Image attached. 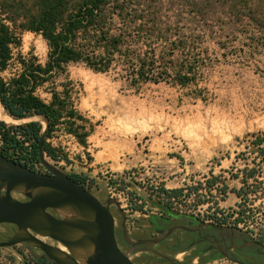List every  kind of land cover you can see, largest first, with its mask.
<instances>
[{
  "label": "rangeland",
  "instance_id": "1",
  "mask_svg": "<svg viewBox=\"0 0 264 264\" xmlns=\"http://www.w3.org/2000/svg\"><path fill=\"white\" fill-rule=\"evenodd\" d=\"M119 1L158 9L162 22L179 26L184 35L181 38L187 42L193 43L190 38L198 35L194 43L202 63L194 80L184 86L172 80L132 85L117 63L100 73L82 62H71L56 79L57 88L61 89L60 82L73 84L74 104L89 130L86 145L62 129L46 138L48 126L46 129L40 116L15 119L0 106V120L14 126L40 121L41 135L45 132L44 139L56 155L51 159L43 152L44 160L64 173L85 176L84 187L100 201L116 199L126 214L127 234L133 241L158 237L154 229L171 224L193 226L200 222L207 226L212 215L227 217L231 223L235 214H230L238 210L240 199L229 190L242 186L240 175H233L246 166L261 164L258 149L250 142L258 134L264 135V38L248 18V7L262 8L264 0ZM0 3L10 10L12 27L20 38L19 46L13 47L14 58L34 54L43 64L47 55L44 39L21 25L24 13L35 8L36 0ZM146 19L151 20V16ZM174 37L170 35V40ZM169 50L168 41L155 45L156 55L166 60L171 58ZM177 56L179 52L174 53ZM15 69L12 64L3 76L8 78ZM38 92L48 99L44 91ZM34 171L47 173L42 163H36ZM211 176L220 177L207 192L205 182ZM257 178L260 184L250 180L249 184L256 185H247L250 189L259 187L257 197L247 196L244 222L235 228L248 239L252 235L257 238L264 228L263 165ZM224 183L228 192L222 195L219 190ZM161 187L183 188L186 196L166 201ZM12 196L26 199L18 192ZM110 211L115 218L117 244L135 264H232L215 252H200L205 244L192 249L188 245L192 238L183 231L156 244H128L116 206L111 205ZM15 231L12 224H0V241ZM42 240L57 245L50 238ZM176 243L179 245L171 246ZM39 257L44 258L43 252L25 243L0 247V262L4 264H35Z\"/></svg>",
  "mask_w": 264,
  "mask_h": 264
},
{
  "label": "trees",
  "instance_id": "2",
  "mask_svg": "<svg viewBox=\"0 0 264 264\" xmlns=\"http://www.w3.org/2000/svg\"><path fill=\"white\" fill-rule=\"evenodd\" d=\"M6 6L0 3V104L9 116L23 119L42 116L48 122L46 138L52 132L62 129L73 135L81 145L87 144L89 130L85 119L73 101V84L56 79L66 71L71 62H82L94 72H107L114 64L121 65L125 77L132 85L139 82H167L172 80L182 86L194 80L198 66L202 63L200 51L194 43L198 35L187 42L180 33L179 26L165 25L158 17V9L132 5L119 0H36L25 14L21 24L28 31L41 35L47 45L46 61L42 64L34 54L13 56V47L19 46L20 38L14 31L12 16ZM151 16V20L146 19ZM248 18L256 23L264 38V5L254 9L248 7ZM170 35L175 37L170 40ZM200 39V37H199ZM189 40V41H190ZM167 42L171 58L166 60L156 55L155 45ZM179 56L174 57V53ZM16 69L8 78L3 76L11 65ZM39 90L48 94V99L40 96ZM42 123L33 120L20 125H7L0 120V153L34 170L41 163L38 145ZM42 143L44 154L55 159V149L46 141ZM29 143V150L25 146ZM258 149L261 164L244 167L233 175L240 180L239 189H230L240 199L238 216L234 224L244 222L248 195L258 193V186L250 189V180L261 183V165L264 166V135L258 134L250 142ZM256 160L253 161L254 164ZM84 185L85 176L69 174ZM220 176H211L205 182L207 192L216 185ZM183 188H160L166 201L177 199ZM222 195L228 192L224 183ZM264 197V193H261ZM253 201V200H252ZM206 203V201H200ZM218 202H215L217 204ZM257 243L264 245V228L259 232ZM35 264H53L46 258H37Z\"/></svg>",
  "mask_w": 264,
  "mask_h": 264
},
{
  "label": "water",
  "instance_id": "3",
  "mask_svg": "<svg viewBox=\"0 0 264 264\" xmlns=\"http://www.w3.org/2000/svg\"><path fill=\"white\" fill-rule=\"evenodd\" d=\"M44 120L47 129L48 122ZM44 137L45 132L38 145L47 173L36 172L0 153V224L16 227L6 241H0V247L25 243L40 249L43 257L53 264H135L117 244L111 205L121 215L122 235L131 245L159 243L178 229L195 230L173 226L158 237L131 240L125 224L126 214L119 202L113 198L100 201L69 174L47 163L42 150ZM13 192L22 193L26 199L14 198ZM202 226L205 224H199L196 230ZM42 238H50L57 245L48 244Z\"/></svg>",
  "mask_w": 264,
  "mask_h": 264
},
{
  "label": "flooded vegetation",
  "instance_id": "4",
  "mask_svg": "<svg viewBox=\"0 0 264 264\" xmlns=\"http://www.w3.org/2000/svg\"><path fill=\"white\" fill-rule=\"evenodd\" d=\"M171 219L173 220L174 217H171ZM199 224L201 223L196 222L193 226H186L188 228L195 229L193 231L178 229L174 232L183 231L187 235H190V237L194 239H190L191 241L188 244L192 249H195L197 247H200L202 244H205L203 248L199 249V251L203 254L215 252L221 255L223 258H226L233 262L238 261L242 264H264V246H262V244H259L252 239L246 238L244 234L237 232L234 227L211 223L210 225L202 226L198 230H196ZM173 226L185 225L171 224L166 228H156L154 230L156 234L160 236L168 228ZM160 229L162 230V233L157 232V230ZM168 237H166L162 241L166 240ZM176 241L178 240L176 239ZM178 245L179 244L176 243L171 246L173 247ZM247 247H249V249H246ZM253 257H255V260L252 259ZM256 260L258 261L256 262Z\"/></svg>",
  "mask_w": 264,
  "mask_h": 264
},
{
  "label": "built area",
  "instance_id": "5",
  "mask_svg": "<svg viewBox=\"0 0 264 264\" xmlns=\"http://www.w3.org/2000/svg\"><path fill=\"white\" fill-rule=\"evenodd\" d=\"M236 211V210H235ZM234 210H233V212H231V214H230V217H232V215H234L235 214V216L233 217V221H234V218H236L237 216H238V214H237V212H235ZM221 213L222 214H224V212L221 210ZM228 214H226V216H227ZM206 221H209V222H211V223H214V224H219V225H223V226H229V227H234V228H236L238 225H239V223L238 224H234V222L232 221L231 223L230 222H228L227 221V217H225V218H220V217H217V216H214V215H212L211 217H210V219H207ZM258 237H259V234H258ZM258 237L256 238V236H253L252 235V239L254 240V241H256L257 242V240H258ZM262 246H264V245H262ZM224 260H226V261H230V260H228V259H226V258H224ZM216 261V260H215ZM215 261H213V262H215ZM232 264H238L237 262H233V261H230ZM204 264H211V263H209V262H207V263H204Z\"/></svg>",
  "mask_w": 264,
  "mask_h": 264
},
{
  "label": "bare ground",
  "instance_id": "6",
  "mask_svg": "<svg viewBox=\"0 0 264 264\" xmlns=\"http://www.w3.org/2000/svg\"><path fill=\"white\" fill-rule=\"evenodd\" d=\"M1 106V105H0ZM40 117H42V116H40ZM43 118V117H42ZM44 119V118H43Z\"/></svg>",
  "mask_w": 264,
  "mask_h": 264
},
{
  "label": "crops",
  "instance_id": "7",
  "mask_svg": "<svg viewBox=\"0 0 264 264\" xmlns=\"http://www.w3.org/2000/svg\"><path fill=\"white\" fill-rule=\"evenodd\" d=\"M161 230V229H160ZM157 232H158V230H157Z\"/></svg>",
  "mask_w": 264,
  "mask_h": 264
}]
</instances>
